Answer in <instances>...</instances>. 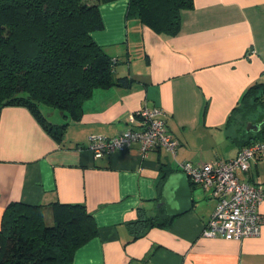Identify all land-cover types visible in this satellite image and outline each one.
Instances as JSON below:
<instances>
[{
    "label": "crops",
    "instance_id": "1",
    "mask_svg": "<svg viewBox=\"0 0 264 264\" xmlns=\"http://www.w3.org/2000/svg\"><path fill=\"white\" fill-rule=\"evenodd\" d=\"M99 11L102 28L92 38L115 61L113 74L130 82L93 89L76 120L48 109L49 122L66 123L58 135L25 106L0 109V223L14 201L41 205L49 222L53 204L81 203L97 234L76 248L72 264H264V224L257 236L239 240L205 235L217 201L189 178V210L169 215L158 204L180 164L225 161L248 139L264 140L253 137L264 126V106L242 109L245 90L264 83V0H193L174 35L155 34L127 16V0L101 3ZM144 104L163 109L175 150L142 156L133 143L94 157L87 137L119 134ZM258 121L257 132L246 131ZM237 176L264 186V158ZM159 210L171 218L168 226L132 234L129 222ZM257 210L264 215V200Z\"/></svg>",
    "mask_w": 264,
    "mask_h": 264
},
{
    "label": "trees",
    "instance_id": "2",
    "mask_svg": "<svg viewBox=\"0 0 264 264\" xmlns=\"http://www.w3.org/2000/svg\"><path fill=\"white\" fill-rule=\"evenodd\" d=\"M109 1L0 0V109L25 106L46 131L58 135L66 123L49 122L41 106L76 120L93 89L127 86L130 79L113 74L115 61L91 35L102 28L99 4ZM192 7L193 0H127L126 14L155 34L174 35L181 10ZM262 100L264 83L249 86L243 111L264 106ZM259 135L264 136V126L253 137ZM248 140L242 146L253 142ZM170 221L159 210L140 215L128 227L139 236ZM96 234L94 219L81 203L53 204L49 222L41 205L14 201L1 216L0 264H72L76 248Z\"/></svg>",
    "mask_w": 264,
    "mask_h": 264
},
{
    "label": "built area",
    "instance_id": "3",
    "mask_svg": "<svg viewBox=\"0 0 264 264\" xmlns=\"http://www.w3.org/2000/svg\"><path fill=\"white\" fill-rule=\"evenodd\" d=\"M165 113L158 106L142 105L128 115V126L115 136L90 134L87 149L94 157L109 155L116 150L138 144V151L146 156L152 149L163 148L173 152L177 139L169 133ZM264 158V140L253 141L242 146L228 160L206 162L193 166L189 162L180 164L182 172L195 184L210 192L217 203L203 233L208 236L221 235L226 239H243L257 236L264 224V215L258 206L264 200V186L242 182L237 171H247L250 162Z\"/></svg>",
    "mask_w": 264,
    "mask_h": 264
},
{
    "label": "water",
    "instance_id": "4",
    "mask_svg": "<svg viewBox=\"0 0 264 264\" xmlns=\"http://www.w3.org/2000/svg\"><path fill=\"white\" fill-rule=\"evenodd\" d=\"M260 126L261 122L259 121L248 122L246 131L257 132ZM172 181H174L175 187L170 185ZM167 184H169L168 187H166ZM167 184L162 189L158 204L164 205L169 215H178L189 210L191 207V192L188 176L184 172L175 173L168 178ZM168 191H171L172 196L169 195Z\"/></svg>",
    "mask_w": 264,
    "mask_h": 264
},
{
    "label": "rangeland",
    "instance_id": "5",
    "mask_svg": "<svg viewBox=\"0 0 264 264\" xmlns=\"http://www.w3.org/2000/svg\"><path fill=\"white\" fill-rule=\"evenodd\" d=\"M42 108H41V110H42V112L44 113V114H48V111L50 112V111H52V112H54L53 113V115H52V117H54V116H57L58 115V113H59V111L57 110V109H55V108H52V107H49V106H41ZM49 109V110H48ZM48 110V111H47ZM51 117V118H52Z\"/></svg>",
    "mask_w": 264,
    "mask_h": 264
}]
</instances>
